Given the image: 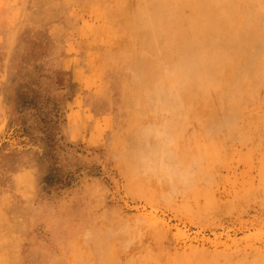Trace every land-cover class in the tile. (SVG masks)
Here are the masks:
<instances>
[{"label": "rangeland", "instance_id": "obj_1", "mask_svg": "<svg viewBox=\"0 0 264 264\" xmlns=\"http://www.w3.org/2000/svg\"><path fill=\"white\" fill-rule=\"evenodd\" d=\"M0 264H264V0H0Z\"/></svg>", "mask_w": 264, "mask_h": 264}, {"label": "clouds", "instance_id": "obj_2", "mask_svg": "<svg viewBox=\"0 0 264 264\" xmlns=\"http://www.w3.org/2000/svg\"><path fill=\"white\" fill-rule=\"evenodd\" d=\"M140 163L145 172L167 181L171 190L190 186L199 175V162L185 161L176 154V141L167 121L141 129Z\"/></svg>", "mask_w": 264, "mask_h": 264}]
</instances>
